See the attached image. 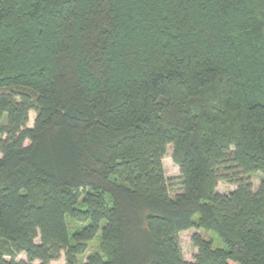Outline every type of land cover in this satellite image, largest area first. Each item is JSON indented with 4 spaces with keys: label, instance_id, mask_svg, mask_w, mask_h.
<instances>
[{
    "label": "trees",
    "instance_id": "obj_1",
    "mask_svg": "<svg viewBox=\"0 0 264 264\" xmlns=\"http://www.w3.org/2000/svg\"><path fill=\"white\" fill-rule=\"evenodd\" d=\"M63 254L264 264V0H0V264Z\"/></svg>",
    "mask_w": 264,
    "mask_h": 264
},
{
    "label": "rangeland",
    "instance_id": "obj_2",
    "mask_svg": "<svg viewBox=\"0 0 264 264\" xmlns=\"http://www.w3.org/2000/svg\"><path fill=\"white\" fill-rule=\"evenodd\" d=\"M215 96H216V93L213 89L208 90L206 93H204L203 97L198 102L204 107L211 106L210 104L215 100ZM34 119H35V113L31 112L30 113L29 127L33 126ZM172 149H173V147L171 145L168 146L167 154L164 158L163 165H164L166 177L169 179L171 193H172V195H175L176 193L181 191V184L179 181V174H180L179 168L173 162V159H172ZM261 177H262L261 173H257V174L252 176L251 180L253 182V186H254L255 190L260 185ZM235 189H236L235 186L229 185L228 183L223 182V181L220 182L219 186H218V192L224 193V194H228ZM82 227H83V224H81L77 221H73V220L68 219V228H69L70 235H73L75 232L80 230ZM198 232L201 233L202 235L206 236L207 238H209V236L213 237L215 239L216 246H218V247L223 246L222 242L219 240V238H217L213 233H205L203 231H198L195 229L183 232L179 235V240H180V245H181V249H182V253H183V258L186 261H193L194 255L197 253V250L194 248L191 240H192V236ZM37 243H39V240H37ZM100 243L101 242H100V239L98 237L95 238L92 242H90L88 244L87 252L83 256L79 257V261L80 262H86L87 258L90 255L96 254V253L97 254L101 253V244ZM19 259L25 261L26 256L24 254H22V255H20ZM51 264H65L64 254L62 255L60 260L53 262Z\"/></svg>",
    "mask_w": 264,
    "mask_h": 264
}]
</instances>
